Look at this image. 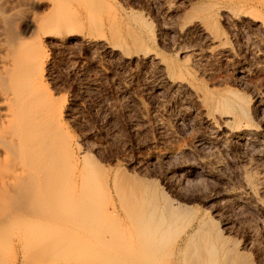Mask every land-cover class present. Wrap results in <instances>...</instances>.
<instances>
[{
  "label": "rangeland",
  "instance_id": "374dc122",
  "mask_svg": "<svg viewBox=\"0 0 264 264\" xmlns=\"http://www.w3.org/2000/svg\"><path fill=\"white\" fill-rule=\"evenodd\" d=\"M52 1L0 0V18L11 33L24 34L28 40L34 37L42 40L41 44L47 53L44 82L55 98L64 99L61 100L64 106V128H67L73 139L74 153L92 170L88 180H91L92 185L93 182L95 186L98 185V189L94 186V196V189L90 188V197L100 199L99 202L103 200L104 205L110 194L118 199L112 185L114 178L119 175L131 181L144 179L155 182L167 196L185 198L198 214L205 211L208 216L218 220L216 225L218 223L221 231L238 242L243 260L247 257L244 262L264 264V197L258 199V204L251 196L243 197L245 189L239 186V168L231 161L224 170L216 171L215 174L203 173L206 177L199 172L198 177L189 170L187 163L196 161L199 152V148L194 147V136L204 123L197 114L182 121L174 116L179 105L189 100L186 94L181 91L178 93L168 83L162 68L164 62L174 64L181 67L195 84L211 85L212 78L209 79L199 70L208 65L206 58L210 57L209 51L218 43L211 41L206 32L200 29L206 24L208 27H204L216 32L221 44L227 41L229 45L227 47L225 44L228 48L226 51L216 54L218 60L213 65L216 76H213L218 79L216 82L219 85H214L226 84L248 93L256 86L264 94V54L261 53L262 50L264 53V33L259 32L264 29L250 21L244 11L248 3L245 0H68L70 6L65 8L63 1L66 0H56L60 8L51 15L54 16V25L50 24L49 31L44 32L43 28L49 26L34 27L30 23L31 17L36 15L40 20L49 15ZM5 16L8 19L6 21ZM8 21L14 25L10 26ZM221 80L225 82L221 83ZM163 152L172 154L170 158L162 159L160 154ZM230 154L236 160V156ZM100 174H104L103 181ZM223 176H229V179ZM252 201L256 206L252 205ZM14 223L10 226L15 229L17 224V230L20 226L21 229H15V232L12 227L10 230V226L5 229V237L8 233L14 236L8 235L4 239L6 243L0 240L2 245L5 243L8 252L2 251L4 247L0 244L3 252H0V264H92L87 262L85 255H81L83 251L76 255L75 245L67 244L72 241L69 238L67 242L60 241L61 247L64 245L65 248L58 252L52 250L54 242L49 250L47 241L40 238L47 243L48 251L43 254L41 247L45 243L37 241L39 237L34 236L36 230L33 233L32 229L24 231L25 222L21 220ZM251 234L256 238V247L249 242ZM23 235L24 242L21 238ZM27 235H33L37 245L34 241L33 247L30 244L33 240L31 236L28 237L31 239L29 243ZM60 242H56L58 246L54 248H60ZM22 243H27L26 247L30 244L29 250L24 249ZM20 246L27 249L26 253ZM68 247L75 249L71 256ZM36 249L42 253L38 254ZM31 251L35 252L34 255ZM64 251L69 255L64 254ZM11 252H15L12 253L16 255L15 259H11ZM1 255L6 258L3 259Z\"/></svg>",
  "mask_w": 264,
  "mask_h": 264
},
{
  "label": "bare ground",
  "instance_id": "6f19581e",
  "mask_svg": "<svg viewBox=\"0 0 264 264\" xmlns=\"http://www.w3.org/2000/svg\"><path fill=\"white\" fill-rule=\"evenodd\" d=\"M67 1H63L64 7L70 6ZM245 1L248 3V8L244 11L247 12L250 21L264 29V0ZM58 8L60 7L57 1L53 0L49 15H45L46 17L40 20L33 15L31 25L39 28L49 26L47 29L43 28L44 32L49 31L50 24L54 22V16L51 15ZM6 20L8 19L5 16ZM9 23L10 26L14 25L11 21ZM9 23L6 22V24ZM6 26L0 18L1 241L8 235L12 236L9 233L7 237L4 236L5 229H9L7 226L21 220L25 222L24 231L32 229L33 233V230H36L34 236L39 237L37 240L33 235L26 236L29 243L31 239L33 240L30 243L32 246L36 240L44 244L45 242H42L40 238L47 241L48 244L45 243L41 247L43 254L48 251L47 245L50 250L53 242L54 246H58L56 242H67L69 238L72 241L68 240L67 244L75 245L73 247L77 249L76 255L83 251L85 254L82 252L81 255H85L87 262L92 264H247L244 262L247 257L243 260V252L237 247L238 242L231 240L230 235L221 231L217 226L218 223L216 225L218 220L208 216L205 211L198 214L191 202L189 203V200L185 198L167 196L154 184L155 182L151 183L144 179L131 181L129 178L126 179V176L124 178L119 175L114 178L112 185V190L118 194V199L110 194V198H106V205H104L103 200L99 202L100 199L90 197V188L94 189L93 193L96 188L98 189V185L95 186V182L92 185L91 180H88L92 170L80 156L74 153L73 139L67 128H64L62 120L64 106L61 100L63 98L60 97V100L55 98L44 82L43 70L46 71L44 65L47 53L41 44L42 40L37 36L28 40L24 34L11 33ZM204 26L208 27L205 24L200 29L206 32L211 41L218 42L209 51L210 57L206 58L208 65L199 69L203 75L206 74L209 79L212 78L211 85L195 84L181 67H176L174 64L164 62L162 66L164 77L169 80L168 83L174 86L178 93L181 91L180 93L186 94L187 97H184L191 102V104L186 103L187 101L182 102L174 116L182 121L184 118L197 114L204 123L200 130L197 128L200 132L195 134V138L193 137L194 147L199 148L198 155L195 153L197 159L187 164L189 170L198 176L200 173L209 175L221 169L224 170L229 161L236 163L239 168V186L245 189L244 193L242 192L243 197L251 196L258 204V199L261 196L264 197V94L260 87L256 89V86L252 88L254 92L249 90L253 94L226 84L217 86L219 84L216 82L218 79L216 80L213 76L215 74L213 65L218 60L216 54L228 49L225 47L227 41L225 40L226 43H224V37H221L224 41L222 42L224 44H221L216 32H210V29ZM259 32L264 33L263 30ZM143 53H145L144 50ZM226 53L227 56L228 53ZM261 53L264 54L263 50ZM222 80L221 83H224L225 81ZM262 87L264 88L263 85ZM230 153L236 156V160ZM171 154V152H163L160 156L166 159L170 158ZM100 175L103 181L104 174ZM105 178H107L106 173ZM226 178L229 179V176ZM102 196L101 199H103ZM252 205H255L253 201ZM11 227L14 226H10V230ZM15 229L17 230V224ZM15 229L13 228V231ZM24 236L21 237L23 242ZM250 237L249 242L251 241V244L253 243L256 247L254 245L256 238L252 234ZM7 241H10L9 238ZM34 241L35 243L32 244ZM2 242L6 243L5 240ZM61 242L60 248L53 246L52 250L56 249L58 252L61 248L64 249V245L61 247ZM22 244L21 246L24 247L27 243ZM4 245H2L4 247L2 251L8 253ZM29 246H25L24 249ZM70 247H68L69 250H71ZM73 247L70 253L75 252ZM32 251L34 255L35 252ZM12 253L15 252L10 254ZM66 253L64 251V254ZM28 254L27 256H30ZM1 256L4 259L7 255ZM15 256H11V259H15ZM23 256L22 258L25 259Z\"/></svg>",
  "mask_w": 264,
  "mask_h": 264
}]
</instances>
